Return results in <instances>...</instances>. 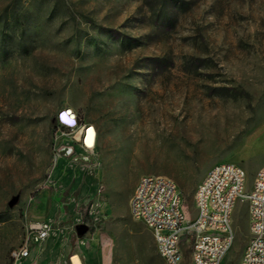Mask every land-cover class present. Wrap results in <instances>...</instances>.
<instances>
[{"label":"rangeland","instance_id":"rangeland-1","mask_svg":"<svg viewBox=\"0 0 264 264\" xmlns=\"http://www.w3.org/2000/svg\"><path fill=\"white\" fill-rule=\"evenodd\" d=\"M67 109L93 149L53 124ZM222 162L245 171V190L264 162V0H0V264H163L129 213L138 180H172L193 217ZM246 208L222 264L248 241Z\"/></svg>","mask_w":264,"mask_h":264},{"label":"built area","instance_id":"built-area-1","mask_svg":"<svg viewBox=\"0 0 264 264\" xmlns=\"http://www.w3.org/2000/svg\"><path fill=\"white\" fill-rule=\"evenodd\" d=\"M62 111L55 116L56 125L77 130L74 142L90 150L86 139L88 130L93 127H81L76 114L64 119L60 115ZM92 143L95 147L94 129ZM245 177V171L236 164L222 162L211 167L194 191L195 215L192 217L187 215V205L172 180L144 175L131 195L139 196V204H130L129 200V213L149 231L158 230V237L152 238L162 263L183 264L185 254L176 256V246H182V238L189 236V264H222L236 237L233 218L236 203L245 202L248 241L237 264H264V162L248 190H245ZM30 233L34 242H44L49 227L46 223H36L30 227ZM28 243L26 240L11 253L15 263L29 257Z\"/></svg>","mask_w":264,"mask_h":264},{"label":"bare ground","instance_id":"bare-ground-1","mask_svg":"<svg viewBox=\"0 0 264 264\" xmlns=\"http://www.w3.org/2000/svg\"><path fill=\"white\" fill-rule=\"evenodd\" d=\"M89 130H91V132ZM89 130L87 132L86 144L89 146V140H90L91 146H89V148L91 149V148H94L93 143H92L93 129L90 128ZM65 151H66L65 156H68L70 154V151L67 149V150H63L62 152H65ZM130 204H139V196H131ZM150 232H151L152 237H158V230H150ZM176 256H183V254L181 253L180 246H176ZM69 261L71 262V264H82V262L80 261L77 255H72L69 258Z\"/></svg>","mask_w":264,"mask_h":264},{"label":"clouds","instance_id":"clouds-1","mask_svg":"<svg viewBox=\"0 0 264 264\" xmlns=\"http://www.w3.org/2000/svg\"><path fill=\"white\" fill-rule=\"evenodd\" d=\"M64 119H68L69 117H73L75 116V113L70 110V109H67V110H64L62 111V113L60 114Z\"/></svg>","mask_w":264,"mask_h":264},{"label":"water","instance_id":"water-1","mask_svg":"<svg viewBox=\"0 0 264 264\" xmlns=\"http://www.w3.org/2000/svg\"><path fill=\"white\" fill-rule=\"evenodd\" d=\"M16 202H17V198L15 197L8 203V207L11 208ZM78 231H79V233L80 232H84L85 228L84 227H79Z\"/></svg>","mask_w":264,"mask_h":264},{"label":"trees","instance_id":"trees-1","mask_svg":"<svg viewBox=\"0 0 264 264\" xmlns=\"http://www.w3.org/2000/svg\"><path fill=\"white\" fill-rule=\"evenodd\" d=\"M170 1H173L174 3L177 2V0H170ZM164 23V21L162 22ZM55 121H53V124H54ZM157 262L156 260V257L154 256V254L152 253L151 256H150V264H155Z\"/></svg>","mask_w":264,"mask_h":264},{"label":"snow or ice","instance_id":"snow-or-ice-1","mask_svg":"<svg viewBox=\"0 0 264 264\" xmlns=\"http://www.w3.org/2000/svg\"><path fill=\"white\" fill-rule=\"evenodd\" d=\"M69 123H71V121H68ZM91 132V130H89ZM89 146H91V141L89 140Z\"/></svg>","mask_w":264,"mask_h":264}]
</instances>
